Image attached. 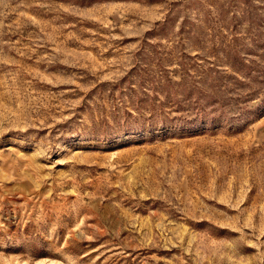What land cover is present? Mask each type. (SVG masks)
<instances>
[{
  "label": "rangeland",
  "instance_id": "374dc122",
  "mask_svg": "<svg viewBox=\"0 0 264 264\" xmlns=\"http://www.w3.org/2000/svg\"><path fill=\"white\" fill-rule=\"evenodd\" d=\"M0 264H264V0H0Z\"/></svg>",
  "mask_w": 264,
  "mask_h": 264
}]
</instances>
